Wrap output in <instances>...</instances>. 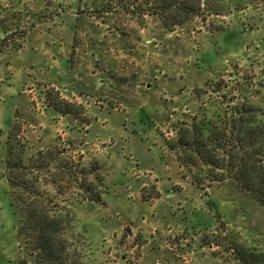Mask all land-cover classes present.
<instances>
[{
  "label": "rangeland",
  "instance_id": "obj_1",
  "mask_svg": "<svg viewBox=\"0 0 264 264\" xmlns=\"http://www.w3.org/2000/svg\"><path fill=\"white\" fill-rule=\"evenodd\" d=\"M156 3L0 0V264L32 259L10 145L25 166L55 157L36 187L73 211L80 264H264V202L232 146L222 168L170 147L203 119L230 134L242 106L264 125V0H202L175 25ZM254 158L264 172L263 147ZM77 172L101 201L77 197Z\"/></svg>",
  "mask_w": 264,
  "mask_h": 264
},
{
  "label": "trees",
  "instance_id": "obj_2",
  "mask_svg": "<svg viewBox=\"0 0 264 264\" xmlns=\"http://www.w3.org/2000/svg\"><path fill=\"white\" fill-rule=\"evenodd\" d=\"M201 3L202 0H157L154 8L158 11H175V25L199 14ZM253 111L251 107L236 108L230 120V134H227L226 127H217L208 119L193 122L189 128L179 132L176 144L170 147L177 149L181 163L195 165L201 159L206 165L222 168L225 163L224 159L219 157V151L224 150L226 144H230L233 154L230 153L228 164L231 170H235V178L240 180L245 188L258 194L259 199L264 202V172L257 167L254 158L255 155L261 154V148H264V125H255ZM262 143L263 146H260ZM11 148L10 145L7 168L9 171H16L9 177L10 185L15 189L12 204L15 215L19 216L18 234L23 238L28 256L32 258L30 264H80V254L76 246L80 241L79 237H76L73 211L59 208L51 192L40 191L36 187L40 178L39 170L49 167L55 157L51 155L46 161L43 159L40 163L36 161L25 166L22 164V152L19 159L15 160ZM178 148L189 150V160L182 158ZM244 152L250 153V156H240ZM94 167L97 169L96 164ZM30 172L33 176H29ZM81 173H72L75 181L80 183L79 189L83 191L79 192L77 197L81 200L101 201V190L90 186L87 175L83 176ZM95 178L102 183L98 174H95ZM45 183L50 184L47 180ZM27 261L22 258L21 264H27Z\"/></svg>",
  "mask_w": 264,
  "mask_h": 264
}]
</instances>
